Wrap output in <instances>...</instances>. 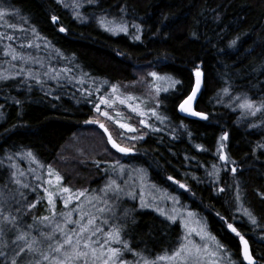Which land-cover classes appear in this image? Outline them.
Here are the masks:
<instances>
[{
    "label": "trees",
    "instance_id": "trees-1",
    "mask_svg": "<svg viewBox=\"0 0 264 264\" xmlns=\"http://www.w3.org/2000/svg\"><path fill=\"white\" fill-rule=\"evenodd\" d=\"M79 2L81 7L74 9L72 0H6L19 14L10 13L3 21V33L16 38L0 37V59L4 43L16 52L30 51L29 57L41 60L49 76L31 67L41 83L23 75L0 81V196L8 192V156L19 152L30 150L38 163L51 165L63 177L61 186L87 189L92 195L101 193L115 161L134 164L145 170L152 185L175 195L199 216L238 264H246L241 241L228 223L244 235L255 259L264 264V148L257 147L264 144V114L242 116L235 106L238 101L230 103L232 96L243 93L258 102L264 99V0ZM104 14L140 24L141 38H133L134 27L128 32L108 31L98 22ZM53 16L58 17L56 22ZM6 23L17 27L8 28ZM62 26L66 31H60ZM233 39L237 43L230 46ZM196 66L204 73V84L194 108L207 112L208 119L183 116L178 109L191 91ZM65 68L72 71L64 72ZM153 71L183 82L178 92H161L159 105L149 97L153 78L148 74ZM56 72L59 78L52 79ZM112 85L121 95L141 101L145 117L122 108L123 119L136 131L123 129L95 111L96 94L109 92ZM224 87L230 88L227 95L221 92ZM81 89L91 93L93 103L87 102L89 97ZM152 107L168 119L161 123L148 111ZM93 119L104 122L118 143L135 152L120 154L112 149L98 124L86 123ZM141 119L152 128L141 125ZM224 132L229 133L223 141L227 161L219 159L218 151ZM140 135L141 140L130 139ZM213 164L220 169L219 179L208 176ZM121 201L119 214L126 223L122 239L131 252L152 260L179 247L183 230L178 221L141 207L136 200ZM35 205L22 212L24 219L45 215L44 201L39 199ZM238 207L248 209L257 224Z\"/></svg>",
    "mask_w": 264,
    "mask_h": 264
},
{
    "label": "snow or ice",
    "instance_id": "snow-or-ice-1",
    "mask_svg": "<svg viewBox=\"0 0 264 264\" xmlns=\"http://www.w3.org/2000/svg\"><path fill=\"white\" fill-rule=\"evenodd\" d=\"M88 3H94L95 0H87ZM69 7V5H65ZM72 7L74 9H79L81 4L79 0H72ZM123 11V9H122ZM18 15V10L12 8L6 3V0H0V21H4L5 17L9 14ZM74 15L81 17L79 11H74ZM87 19V17H82ZM23 19V18H22ZM58 17L53 16L52 21L56 22ZM98 22L104 26L108 31H121L128 32L130 27H134L136 30V35L134 39L139 40L141 37L138 34L141 30L140 24H134L128 22L123 17H112L109 19L108 14H104L98 18ZM6 27L15 28L17 25L12 23H6ZM32 32L36 33V29L33 26ZM60 31H66L62 26ZM38 36L39 33H36ZM193 36L196 35L195 32L192 33ZM0 37L12 40L15 39L13 35H9L0 32ZM238 39V38H237ZM237 40L233 39L230 41V46L236 45ZM31 44V41H29ZM37 47H39L37 45ZM59 51V50H57ZM5 53L12 56V60L20 59L24 60L25 57L16 52L11 45L5 46ZM27 59H32L27 57ZM9 64V69H0V81L8 80L10 77H18L23 75L24 77H34L36 83H41L37 74L31 69L22 68L21 71H12L10 69H15L16 65L12 64L11 61H6ZM39 62V61H37ZM69 68H65L64 72H71ZM194 73V83L191 85V91L179 102L178 108L180 111L189 113L193 116L200 117L203 119H208L209 114L207 112L197 111L194 108V103L197 101V97L201 92L202 86L204 84V73L199 66L193 69ZM153 78L150 83V88L152 91L149 92V97L155 100L157 105L161 104L159 99L161 92L179 91L178 85L183 82L176 80L169 74L161 76L158 72L153 71L148 74ZM44 76H49V72H45ZM60 76L59 72L52 75V79H58ZM71 79H76L72 76ZM23 82V81H22ZM107 83V82H105ZM166 85V86H165ZM88 98V103H93L91 99V93L87 89H81ZM99 91V89H97ZM117 91V86L112 85V92ZM221 92L227 95L230 92L229 87H224ZM182 94V93H181ZM99 103L95 104V111L101 114L103 117L108 119H113L110 116L109 111H101V105L108 106L111 109L114 105V101L111 100L106 95H101L98 97ZM121 104H125L127 101L125 98L119 96L116 97ZM127 99H132L128 97ZM231 101H238L236 107L241 109L242 116H253L255 117L257 113L264 114V99L259 102L248 97L247 93L234 95L231 97ZM218 103L220 100L217 101ZM19 103V101H17ZM133 112L138 113L141 117L145 115V112L139 107H133L131 104L128 105ZM148 111L161 123H164L168 118L162 116L157 111L156 107L148 109ZM117 115H120L117 113ZM98 124L105 133H108V142L112 145L114 149L123 154H129L134 151L133 147L122 146L113 139L109 129L106 127L105 123L99 119H93L91 121H86V123ZM116 123L120 125L123 129H128L130 131H136L133 124L131 123H121L120 120H116ZM140 124L146 127L152 128L149 121L141 119ZM255 125H250L254 127ZM158 130V129H154ZM146 134V133H145ZM123 135V133H121ZM229 138V133L224 132L221 137V143L219 145V159L221 161H227L229 158L223 151L225 148L224 140ZM133 141L143 139V136H132L130 138ZM197 147H201L197 145ZM257 147L264 148V144H258ZM19 155V153H17ZM26 155L31 159L35 160L36 157L29 150ZM121 172L124 171V165L120 164L119 161L114 162ZM99 164V162H97ZM15 167V165H13ZM48 176L49 179L45 181L48 185H52V177L54 176L56 181V186L59 192L62 194H67L66 198L63 199L64 210L57 211L55 201L53 199L54 192L50 191L49 188H44L48 204L51 206L50 214L33 217V223L27 225V229L21 225V214L23 211L34 209L35 203H26L24 194L21 192L20 199L16 200V204L21 205V207H16L14 209L15 214H13L12 205L8 202H0V258H3V264H128L124 256L126 253L131 252L132 249L126 240L122 239V233L126 227L125 222L122 221L121 214L117 213V207L119 206V200L121 194L132 195L130 191H125L123 187L116 182L115 179L109 178V181L104 185L100 192L105 193L103 197V202L106 207H100L95 209L94 212H86L84 210L85 204H91L92 200L101 199L97 195H89L90 190H79L75 193L69 187H60L59 182L63 177L56 172V170L48 165ZM212 171L208 172V176L219 179L220 169L216 167L215 164L212 165ZM116 168H112L115 171ZM107 171V170H106ZM143 172V170H140ZM231 171L235 173L237 171L236 167H232ZM18 175H23V173L12 172L11 176L13 178ZM39 179V177H37ZM169 180H173V177L169 176ZM17 185L21 184L19 179H15ZM180 188L188 189V185L176 181ZM237 188L236 200H240L239 184L235 185ZM24 187H28L24 185ZM43 187V184L40 185ZM190 191V189H188ZM225 189L220 188L219 191L223 192ZM37 191V189H33ZM107 193H112L111 197L107 196ZM85 197L86 200L82 201L81 198ZM171 199L175 204L179 203V198L174 195H169L166 197ZM13 199H15L13 197ZM42 199V198H40ZM76 201L74 207L69 209V205ZM26 203V208L23 205ZM93 207H95L93 205ZM158 212L162 215H166L171 221H175L178 215H182V212L178 213L177 209L174 207L171 211L173 214L169 215L164 209L157 208ZM237 211H243L244 214L254 225L257 224L256 217L246 208H237ZM73 213L77 214L76 218H73ZM107 214V215H105ZM195 214L188 211L187 216L193 217ZM219 215V213H217ZM124 217L127 216V212L123 214ZM99 217V219H98ZM199 224V222H197ZM187 226V225H186ZM227 228L233 233L239 236L241 243L243 244V260L247 261L248 264H259V261L255 259L249 248V241L245 239L236 227L232 223L227 224ZM37 230L38 235L33 233V230ZM264 231V230H262ZM193 232L200 237L201 241H214L215 247H210L208 242L197 243L195 241H188V243H180L179 247L174 250L171 255H165L157 257L159 260L168 259L177 261L178 264H201L202 258L208 259V264H220L221 260L224 264H236L231 258V254L227 247L220 243L216 237L212 236L205 229V226L200 225L198 228H191L188 234L185 236V240H188ZM12 237V238H10ZM114 244H119L120 246H114ZM137 255H140L139 253ZM143 259V264H154L153 261H149L146 258ZM139 264V262H138ZM243 264V262H241Z\"/></svg>",
    "mask_w": 264,
    "mask_h": 264
},
{
    "label": "rangeland",
    "instance_id": "rangeland-1",
    "mask_svg": "<svg viewBox=\"0 0 264 264\" xmlns=\"http://www.w3.org/2000/svg\"><path fill=\"white\" fill-rule=\"evenodd\" d=\"M4 27H5L4 22L0 21V32L5 31L4 29H2ZM37 45L35 44V47H37ZM2 46H3V49H2L1 55L3 57L2 59H0V61L3 64H0V69H9V64L6 61H11L12 64L16 65L15 70L17 71H21L22 68L30 69L31 67H36L38 69L40 68L42 69V72L44 73L47 71V70H44L43 67H41L43 66V63L41 62V60H34V59L30 60L26 58L30 56V51L25 53L22 50H18L19 52L17 53H19L20 55H23L25 59L24 60H20V59L12 60V56L10 54L5 53L6 44L4 43ZM44 77L46 78L47 76H44ZM96 95L98 97L101 95H106L111 100L114 101V105L111 109H109L108 106L106 105H101V111H109L110 116L113 117L114 121L120 120L121 123H128L127 121L123 119L124 109L122 108L130 110V112H133L132 109L128 107L129 104H131L133 107L139 106L144 111L140 100L132 96L121 95V93H119L118 91L113 93L111 89L109 92H106L104 94H96ZM117 96L121 98H125L127 102L125 104H121L119 100L116 99ZM128 97H132V99H127ZM98 103H99V99H98ZM117 113H119L120 115H117ZM7 164L10 169V177L8 179L9 187H8V192L4 196H0V202L6 200L8 204H11L13 214H15L14 209L16 207H21V205L16 204L15 201L20 199L19 194L22 192L24 194L25 200L28 201L29 199H32V203H36V201L42 198V200L44 201V206H45V215H49L51 206L48 204L46 194L44 192V188H49L50 191L54 192L53 199L55 201L57 211L64 210L63 199L66 198L67 194H62L59 192V189L56 186V181H55L54 176L52 177L51 186L45 183V181L49 179L47 166L41 165L36 160H31L26 155V153H22V152H19V155H17L16 153V154H12L8 156ZM13 165H15V167H13ZM124 166H125L124 171L121 172L119 168L114 164L111 167L110 173L104 182V185H105L109 181V178L115 179L116 182L120 184L125 191H130L132 193V195L121 194V197L119 200V206L117 207V213L123 212V207L122 208L120 207V203L122 202L121 200L126 199V198L131 199V200H136L141 207L154 209L156 212H158L157 208L164 209V211L167 212L169 215L173 214L171 210L175 207L178 213L182 212V215H178L176 219V221H178L181 224L182 230H183V236H182L181 243H188V241H195L197 243L208 242L210 247L212 248L215 247L214 241H203L202 242L200 237L197 236L195 232H193L190 236H188V240H185V236L188 234L191 228H198L200 225H203L205 226V229L207 231L204 221L199 216H197L193 211L188 209L186 206L182 205L180 201L178 204L174 205L171 199H167L166 198L167 196L173 195V194L152 185L148 181L146 172L143 168L138 167L134 164L124 165ZM112 168H116V170L112 171ZM140 170H143V172H141ZM14 171L17 173H23V175H18L17 177L13 178L11 176V173ZM37 177H39V179H37ZM15 179H19L21 181V184L17 185L15 183ZM41 184H43V187H40ZM24 185H27L28 187H24ZM59 185L60 187H63L61 186L60 183ZM33 189H37V191H33ZM72 192L75 193L77 191H72ZM89 195H92V194H89ZM97 196H100L101 199L92 200L91 204H87V203L85 204L84 210L86 212H94L95 209L107 206L103 202V197L105 196V193L101 192L100 194H97ZM107 196L111 197L112 193H107ZM13 197L15 199H13ZM81 200L85 201L86 198L82 197ZM76 203H77L76 201H73V203L69 205V209L74 207ZM93 205L95 207H93ZM188 211L193 212L195 215L193 217H188L187 216ZM158 213L162 215L161 212H158ZM162 216L167 218L166 215H162ZM76 217H77V214L73 213V218H76ZM22 218H23V215L21 216V219ZM197 222H199V224ZM32 223H33V219L29 220V219L23 218L21 220V225L22 227L25 228V230L27 229V225H30ZM33 233L38 235V232L35 229L33 230ZM116 245L118 244H114V246ZM171 253L167 255L170 256ZM124 258L126 261H128V264H138V262L139 264H143V259H142L143 257L133 252L126 253ZM231 258L233 259L232 256ZM233 260L236 261L235 259ZM149 261H153L154 264H178L177 261L168 260V259L159 260L157 258H154ZM201 264H208V259L202 258ZM220 264H224V261L221 260ZM236 264H238L237 261H236Z\"/></svg>",
    "mask_w": 264,
    "mask_h": 264
},
{
    "label": "water",
    "instance_id": "water-1",
    "mask_svg": "<svg viewBox=\"0 0 264 264\" xmlns=\"http://www.w3.org/2000/svg\"><path fill=\"white\" fill-rule=\"evenodd\" d=\"M179 109V108H178ZM179 113L180 114H182L183 116H187V117H194L193 115H191V114H189V113H185V112H182V111H180L179 110ZM99 126V125H98ZM100 128V127H99ZM101 129V128H100ZM101 130H103V129H101ZM103 132H104V130H103ZM105 133V132H104ZM105 135H106V137H107V140H108V133H105ZM114 139V138H113ZM109 143V142H108ZM118 143V142H117ZM109 145L111 146V148L112 149H114L113 147H112V145L109 143ZM123 146V145H122ZM116 152H118L116 149H114ZM135 152V150L132 152V153H134ZM118 153H120V152H118ZM132 153H129V154H132ZM120 154H123V153H120ZM250 248V247H249ZM251 251V250H250ZM241 256H242V259H243V244L241 243ZM244 261V260H243ZM246 264H248V262L247 261H244Z\"/></svg>",
    "mask_w": 264,
    "mask_h": 264
}]
</instances>
